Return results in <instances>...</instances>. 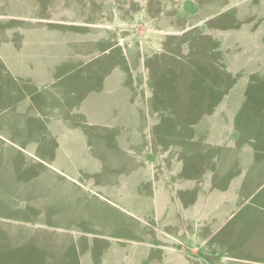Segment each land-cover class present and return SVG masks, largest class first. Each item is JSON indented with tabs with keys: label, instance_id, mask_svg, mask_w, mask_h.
Masks as SVG:
<instances>
[{
	"label": "rangeland",
	"instance_id": "374dc122",
	"mask_svg": "<svg viewBox=\"0 0 264 264\" xmlns=\"http://www.w3.org/2000/svg\"><path fill=\"white\" fill-rule=\"evenodd\" d=\"M202 4L175 19L142 0H0L37 18L0 81L32 73L22 59L64 75L40 94L64 87L56 119L16 111L0 84V264H180L157 244L182 218L221 220L255 187L263 213L222 234L241 217L264 259V0L216 1L213 18Z\"/></svg>",
	"mask_w": 264,
	"mask_h": 264
},
{
	"label": "crops",
	"instance_id": "0c3cea01",
	"mask_svg": "<svg viewBox=\"0 0 264 264\" xmlns=\"http://www.w3.org/2000/svg\"><path fill=\"white\" fill-rule=\"evenodd\" d=\"M185 0H142V4L157 5L163 3L166 5H174L177 19L179 14H186L187 11L183 5ZM216 1L219 0H202L201 9L207 18H213L218 8ZM162 3V4H161ZM149 14L151 7L148 6ZM156 13V18L166 19L161 17L159 11ZM180 12V13H179ZM37 20L31 13H9L0 12V61H6L7 50L9 52H16L21 48L34 47L35 44L32 39V33L37 30V26H31L32 20ZM168 19H170L168 17ZM24 20V21H23ZM26 22H29L27 24ZM23 23L25 24L23 26ZM26 46V47H25ZM19 54V53H17ZM22 54V51H21ZM45 64L47 65V55L43 53ZM24 59L18 60L15 69L19 73L24 70H31L27 76L18 74L12 79H2L0 84L4 85L2 94L15 97L16 111H51L50 118H60L59 111H63V96L64 87L59 88V91H51L52 93H45L42 89L53 87L60 82L64 75H55L51 68V74L39 72L40 75H33L37 71V67L30 64H24ZM36 67V68H35ZM57 100V103H55ZM39 113V112H38ZM60 129H57L59 133ZM38 157V156H37ZM257 191L256 187L252 191L254 194ZM252 193H243L239 189L234 195L227 196L223 205V215L221 220L217 216L214 218L213 210L194 209L188 216H190V223L187 218H182L183 231L182 236L176 235L168 237L170 242H163L157 244L164 250H168L178 256L180 264H264V259L255 255L254 252L246 250L248 243L241 240V217L235 223L232 232H222L235 219L241 216L244 211V218H251L257 214H262L261 206L253 202ZM220 237V238H219ZM219 238V239H217ZM253 251V250H251ZM264 252V250H263ZM264 257V255H261ZM181 259H180V258Z\"/></svg>",
	"mask_w": 264,
	"mask_h": 264
}]
</instances>
